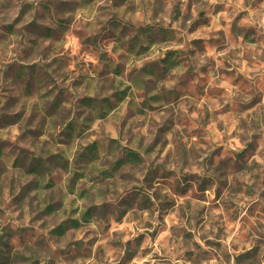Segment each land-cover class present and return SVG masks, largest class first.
<instances>
[{
    "label": "clouds",
    "instance_id": "obj_1",
    "mask_svg": "<svg viewBox=\"0 0 264 264\" xmlns=\"http://www.w3.org/2000/svg\"><path fill=\"white\" fill-rule=\"evenodd\" d=\"M0 264H264V0H0Z\"/></svg>",
    "mask_w": 264,
    "mask_h": 264
},
{
    "label": "rangeland",
    "instance_id": "obj_2",
    "mask_svg": "<svg viewBox=\"0 0 264 264\" xmlns=\"http://www.w3.org/2000/svg\"><path fill=\"white\" fill-rule=\"evenodd\" d=\"M71 127V125H69V128ZM18 163H19V161H18Z\"/></svg>",
    "mask_w": 264,
    "mask_h": 264
}]
</instances>
